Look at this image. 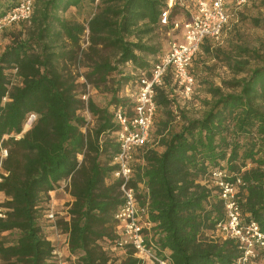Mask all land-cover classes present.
Returning a JSON list of instances; mask_svg holds the SVG:
<instances>
[{
	"label": "trees",
	"instance_id": "1",
	"mask_svg": "<svg viewBox=\"0 0 264 264\" xmlns=\"http://www.w3.org/2000/svg\"><path fill=\"white\" fill-rule=\"evenodd\" d=\"M227 1L231 21L239 7L234 0ZM16 2L0 0V15ZM167 2L35 0L30 20L16 23L20 29L9 33V42L0 51V150H7L2 160L0 151L6 172L0 191L9 198L11 211L0 219V234L8 232L0 236V264H56L41 214L49 192L68 178L70 220L59 221L58 226L68 233L69 252L77 256L78 264H142L132 250L119 261L103 250L104 242L112 239L114 216L122 203L119 182L111 178L117 152L111 138L117 129L112 110L131 107V99L121 94L135 84L132 74L148 71L167 49L151 42L153 33L172 28L175 20L189 18V9H195L194 0H175L168 24L162 26L160 15ZM70 9L76 17L64 16ZM253 25H259L257 19ZM10 26L2 30L1 42ZM84 36L88 46L83 51ZM212 41L204 39L192 58L189 71L195 81L192 63L202 50L212 49ZM105 51L113 53L112 59L102 54ZM240 52L249 53L246 48ZM81 53L91 63L85 76L96 85L120 72L109 108L88 100L96 126L87 131V117L78 113L83 102L75 79L66 72L67 64ZM228 60L235 75L243 74L227 82L231 90L210 88L212 99L201 117L181 114L177 129L159 128L156 149L148 144L158 108H168L173 101L168 74L164 87L169 88L156 90L150 141L137 154L131 184H144L154 240L169 252L173 264H233L240 256L233 240L206 235L225 220L219 188L210 175L213 170L225 171L223 179L237 185L242 216L264 231V62L247 68L246 62L226 56ZM30 114L35 115L30 128L16 138ZM13 232V240L6 238Z\"/></svg>",
	"mask_w": 264,
	"mask_h": 264
},
{
	"label": "built area",
	"instance_id": "2",
	"mask_svg": "<svg viewBox=\"0 0 264 264\" xmlns=\"http://www.w3.org/2000/svg\"><path fill=\"white\" fill-rule=\"evenodd\" d=\"M175 0H168L167 7L161 12L160 24L166 26L168 17ZM195 9H189L191 16L185 20H175L172 31L176 32L167 45V49L157 57L148 71H137L132 88H127L121 94L131 99V107L123 110L116 107L112 110V120L117 129L111 133V138L117 143V152L111 165L114 171L111 178L119 182V192L122 203L114 218L115 226L112 239L106 240L103 250L112 258L119 261L128 250L141 260L142 264H173L166 249H162L155 242V223L150 219L149 200L147 190L143 183L132 186L135 166L139 162L137 154L151 137L154 118L157 111L156 90L165 86L166 77L171 75V95L176 94L189 98L194 94L196 81L189 68L192 58L204 39L209 38L218 42L224 28L228 25L231 15L228 12L227 0H194ZM246 0H234L238 7ZM35 6V0H17L15 5L0 15V35L4 28L18 22L30 20ZM1 51V40H0ZM89 88L88 84L86 85ZM169 88V87H164ZM80 100L88 106L89 93L79 94ZM5 100V98H4ZM35 115L30 114L23 129L16 138L27 131ZM1 160L6 157L7 150L2 148ZM6 172L0 161V181ZM211 178L215 186L219 188L225 212V220L218 222L215 227L207 232V236L214 240H233L240 251V256L233 264H264V231L255 221H246L242 216L238 196L237 185L225 181V171L213 170ZM69 183V178L59 182L54 189L56 192H64ZM236 183H239L237 179ZM49 192V200L45 203L41 214L42 230L46 234L54 249L53 259L56 264H78L77 256L71 254L68 248V233L64 232L58 222H68L70 215L68 210L72 201L71 196L67 203L60 207L54 205ZM9 198L0 191V219H5L11 211L7 204ZM8 232H2L0 236ZM1 258V252H0ZM77 260V263L74 261Z\"/></svg>",
	"mask_w": 264,
	"mask_h": 264
},
{
	"label": "rangeland",
	"instance_id": "3",
	"mask_svg": "<svg viewBox=\"0 0 264 264\" xmlns=\"http://www.w3.org/2000/svg\"><path fill=\"white\" fill-rule=\"evenodd\" d=\"M241 6V5H240ZM238 6L239 9L235 12V16L227 25L221 39L218 42H211L212 49L209 52L204 50L197 54L195 61L192 63L193 72L196 77V88L193 95L189 98H184L177 95H172V103L168 108L159 107L155 118L154 133L152 140L148 146L160 149L158 140L155 135L159 128H168L175 130L180 125V116L184 114L191 118L201 117L208 108L206 102L212 99L209 90L212 87H221L223 92H228L231 89L227 87L232 78L242 76V73L235 75L228 66L229 60L226 61V56L232 57L233 60H241L246 62L247 68H252L264 62V0H252L247 6ZM64 16L76 17L75 10H68ZM257 19L259 25H253V20ZM20 29V25L10 26L4 33L1 48L9 42V33ZM172 28H159L152 35V43L160 49H166L168 42L175 37L176 32ZM86 36L82 37L80 50H86L88 43ZM204 46H208L205 43ZM240 48L248 49L249 53L242 54ZM82 51V52H83ZM112 59L113 53L105 51L102 53ZM153 56L148 59L151 60ZM96 58V56H93ZM90 61L83 57L82 53L78 55L75 61H71L66 66V72L70 73L76 84L77 95L84 92L89 93V100H92L100 108H109L113 96L117 91L116 82L119 78L120 72H114L106 78L105 83L96 85L94 82L86 78L87 72L90 70ZM123 68V66L118 67ZM124 71H128L125 66ZM88 84L89 88L86 87ZM168 112H171L168 114ZM79 114L87 117L86 131L93 129L96 126V118L94 119L89 112L87 105L83 103V107L78 111ZM172 114V115H171ZM173 115L175 117H173ZM162 122L167 125L163 127ZM88 128V129H87ZM84 129V131H85ZM103 136L101 139H104ZM51 195L54 205L60 207L61 204L67 203L70 195L64 192H56ZM16 233L13 232L6 236V238L13 240ZM77 263V260L74 261ZM71 264V263H70Z\"/></svg>",
	"mask_w": 264,
	"mask_h": 264
},
{
	"label": "crops",
	"instance_id": "4",
	"mask_svg": "<svg viewBox=\"0 0 264 264\" xmlns=\"http://www.w3.org/2000/svg\"><path fill=\"white\" fill-rule=\"evenodd\" d=\"M51 193L50 194H53V193H56V191H54V190H52V191H50ZM59 192V191H58Z\"/></svg>",
	"mask_w": 264,
	"mask_h": 264
}]
</instances>
